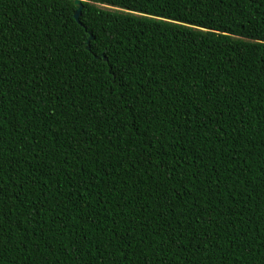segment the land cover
<instances>
[{
	"label": "trees",
	"instance_id": "trees-1",
	"mask_svg": "<svg viewBox=\"0 0 264 264\" xmlns=\"http://www.w3.org/2000/svg\"><path fill=\"white\" fill-rule=\"evenodd\" d=\"M82 4L0 0V264H264V0Z\"/></svg>",
	"mask_w": 264,
	"mask_h": 264
},
{
	"label": "water",
	"instance_id": "water-1",
	"mask_svg": "<svg viewBox=\"0 0 264 264\" xmlns=\"http://www.w3.org/2000/svg\"><path fill=\"white\" fill-rule=\"evenodd\" d=\"M75 4L78 5L77 9L74 11V16L76 19H79L81 13H82V9H83V4H82V0H74ZM92 37V35L90 36V38ZM90 38L88 39L87 42H90ZM88 48H90V45H87Z\"/></svg>",
	"mask_w": 264,
	"mask_h": 264
}]
</instances>
